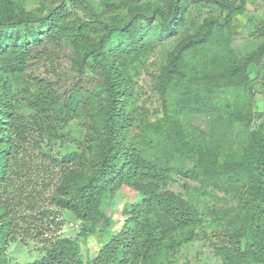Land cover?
<instances>
[{
    "label": "trees",
    "instance_id": "trees-1",
    "mask_svg": "<svg viewBox=\"0 0 264 264\" xmlns=\"http://www.w3.org/2000/svg\"><path fill=\"white\" fill-rule=\"evenodd\" d=\"M73 1L85 18L69 20L64 1L51 4L42 16L25 8L0 10V264H164L170 249L195 238L203 215L191 199L190 189H195L188 182L183 185L184 194L169 187L176 174L197 180L200 193L216 188L237 198L236 210L212 211L223 225L219 235L223 242L216 245L223 264H264V122L252 127L256 90L248 72L250 62L264 52V43L238 58L223 38L246 0L240 5L232 0H157L149 3L153 13H147L145 4L131 6L137 23L112 26L99 18L87 0ZM188 2L215 3L225 15L222 20L208 18L196 34L178 45L170 72L182 80H169L173 96H178L170 97L165 117L144 122L124 83L121 55L145 41L157 17L162 21L161 37L176 33ZM138 20L148 23L143 27ZM88 32L102 34V39L93 44ZM62 35L82 39L88 64L101 76L92 89L77 85L71 94L77 99L66 104V115L73 114L80 103L92 106L86 142L60 151L62 156L43 150L49 167L62 170L49 192L50 203L75 213L82 228L76 238H51L33 261L15 263L8 258L7 248L17 238L20 225L32 233L46 221L54 222L50 217L57 213L52 206L42 205L39 196L48 186L40 188L39 180L35 196H25L26 182L31 181L23 175L27 163L20 146L30 135L25 132L28 120L14 112L12 83L33 61L52 57L49 48H36ZM220 61L225 66L219 68ZM80 63L84 69L83 55ZM79 98L84 102L79 103ZM38 103L46 120L51 115L48 100ZM197 114L211 117L210 130L192 125L189 118ZM138 123L139 130L131 133L132 125ZM235 131L246 132L247 140L222 150L215 138ZM38 147L43 149L41 144ZM123 185L137 190L141 198L124 211L127 218L120 230L108 233L111 221L103 210V199ZM40 233L43 236L44 231L36 235ZM96 234L106 237V243L95 257L86 258L83 238Z\"/></svg>",
    "mask_w": 264,
    "mask_h": 264
},
{
    "label": "rangeland",
    "instance_id": "rangeland-1",
    "mask_svg": "<svg viewBox=\"0 0 264 264\" xmlns=\"http://www.w3.org/2000/svg\"><path fill=\"white\" fill-rule=\"evenodd\" d=\"M62 1L69 8L71 14L69 20L85 18V13L73 0H6V2L0 0V10L10 6L16 9L25 8L27 11L36 12L42 16L51 4H61ZM87 1L97 12L99 18L112 26L125 25L131 21L137 23L136 17L132 15L131 6L145 4L148 6L147 13H153L151 11L154 7H150L149 3L157 0ZM232 1L238 5L241 4V0ZM244 7L242 12L236 13L229 31L223 36L229 43V50H232L238 58H244L255 52L264 43V0H246ZM40 9H43L42 12ZM224 15L225 12L215 3L188 2L176 33L161 37L159 29L162 21L160 17H157L150 26L149 33L144 35L145 41L141 40L135 48L128 47L124 52L118 51V53L123 52L121 57L124 63V83L127 90L132 93V103L137 106L133 107L138 108L140 118L144 122L165 117L168 101L171 98L175 100L178 96V94L173 96L172 85L169 83L171 78L174 82L182 80L178 73L172 77L170 72L171 58L179 48L178 45L186 37L196 34L208 18L216 16L222 20ZM111 17H117L118 21H110ZM138 23L145 27L148 21L138 20ZM86 36L93 39V44L102 39V34L94 32H88ZM43 47L51 50L52 57H41L33 61L26 70L16 74L12 89L14 112L28 120L25 132L30 135V138L24 137L20 146L21 157L27 163V170L23 175L25 179L31 181L26 182L27 187L24 193L28 197L35 196L37 184L40 188L45 184L48 188L39 198H42V205L47 208L52 206L49 192L55 188L62 170L60 167H49L50 160L43 157V150L52 156H62L60 151L67 152V150L79 148L86 142L87 134L91 132L90 107L92 106L89 102L86 103L79 98L81 99L79 103H84H80L73 114L66 115V104L69 100L75 102L77 99L71 97L77 85L92 89L101 76L96 68L93 70V67L88 64L90 58L82 47V39L72 35H62L57 39L44 41V44L36 49ZM82 55L86 59L84 69L80 63ZM217 64L219 68L225 66L222 61ZM248 72L254 79L253 86L256 90L252 108V127L257 128L264 122V52L250 62ZM38 100L45 104L48 100L47 106L51 115L46 120L43 119L46 114ZM189 119L192 125L203 130L208 131L212 127L213 120L206 114L190 116ZM139 124L132 125L131 133L139 130ZM244 140H247V134L241 131L225 132L224 135L220 133L215 138L222 150L235 147ZM40 144L43 149L38 147ZM174 176L169 187L184 194L186 188L183 185L188 182L195 189H190L191 199L203 215L195 238L190 242L177 245L175 249H170L163 263L223 264L222 258L216 254V245L223 242L222 237H219L223 225L212 211L217 208L236 210L239 204L237 198L232 193L221 192L216 188H210L207 193H200L197 191L200 185L197 180L180 174ZM36 180H39V183ZM140 198L138 191L127 185L119 187L114 193L105 195L102 207L111 221L108 233H117L120 230L127 218L124 211ZM52 208L56 210L54 213H57L50 217L54 222L46 221L45 225L34 229L32 233H26L20 225L17 238L7 248L8 258L11 261L15 263L33 261L41 254V248L47 245L51 238H76L79 235L82 228L81 219L70 210L57 209V206H52ZM40 231H44L43 236L42 233L36 235ZM105 243L106 237L98 234L83 238L82 254L86 258H93Z\"/></svg>",
    "mask_w": 264,
    "mask_h": 264
}]
</instances>
